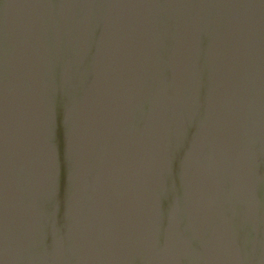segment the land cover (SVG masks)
Listing matches in <instances>:
<instances>
[{"label": "water", "instance_id": "obj_1", "mask_svg": "<svg viewBox=\"0 0 264 264\" xmlns=\"http://www.w3.org/2000/svg\"><path fill=\"white\" fill-rule=\"evenodd\" d=\"M0 264H264V0H0Z\"/></svg>", "mask_w": 264, "mask_h": 264}]
</instances>
